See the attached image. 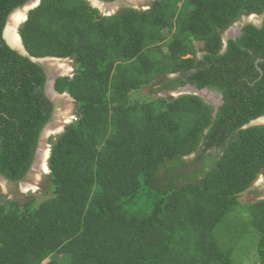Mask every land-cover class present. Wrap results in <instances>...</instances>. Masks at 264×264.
<instances>
[{"label":"trees","instance_id":"trees-1","mask_svg":"<svg viewBox=\"0 0 264 264\" xmlns=\"http://www.w3.org/2000/svg\"><path fill=\"white\" fill-rule=\"evenodd\" d=\"M28 1L0 0V176L16 185L55 110L46 66L3 37ZM251 15L264 0H154L111 16L41 0L20 36L34 58L74 59L55 89L78 120L51 140L50 197L0 202V264H244L230 245L242 230L264 264V199L239 201L264 175V125L247 127L264 117V20L224 43ZM187 84L223 95L216 116L199 96L132 97Z\"/></svg>","mask_w":264,"mask_h":264},{"label":"rangeland","instance_id":"rangeland-1","mask_svg":"<svg viewBox=\"0 0 264 264\" xmlns=\"http://www.w3.org/2000/svg\"><path fill=\"white\" fill-rule=\"evenodd\" d=\"M87 1L90 2L89 0ZM152 2H154V0H123L121 1V3L118 5V7L113 13H117L122 9L128 7L139 10H147L151 6ZM90 4L91 6H93L92 3ZM25 15L27 18V14ZM245 18H244L245 20H250L253 23L260 24L264 16H258L252 18L245 17ZM244 19L240 22H237L233 27H231L229 31H227L228 34L230 35L231 33L233 36L236 35L238 33L237 29L240 27L241 24L244 23L245 21ZM18 27L19 28L16 29H20L22 25L18 23ZM196 45L197 47H200L201 43H197ZM43 65L50 66L52 68L54 76H57L59 74L58 71L57 72L54 71L59 67L61 69L60 71L61 74H63L64 76L74 77V75L77 72V64L75 63L73 58L55 60L51 62L45 61ZM189 93L196 94L192 89L188 88L185 92L183 91L180 92V95H188ZM173 95L174 94L171 92L161 90L160 86H149L143 90L132 92L133 99L139 101L154 100L160 97L169 98L170 96L174 98ZM198 95L204 97L210 103L213 104L214 102L217 103L216 105L218 106L222 103V100L220 99L221 98L220 95H217L216 92L205 90L204 93ZM213 97H215L216 100L210 99ZM54 103H56L54 118L43 131L38 149L40 153H44L43 160L40 161V158H38L34 163V165L32 166L29 176L26 178L24 182L19 183L18 185L13 184L5 180V178H3L2 176H0L1 203L15 199L24 200L29 196H34L38 200H43L45 198L50 197L49 195L50 194L49 190H51L50 180L46 179V177L50 175V167L48 161L51 157V152H52L53 144L51 143V140H56L61 134H63V132L65 131V127L67 125H70L74 123L76 120H78V105L70 95L63 94L61 96H58L54 99ZM260 124L264 125V121ZM192 157L186 159L188 160ZM256 191H260V192L264 191V175L259 176V178L251 187V189H249L248 191L242 194L239 201L242 204H249V203H254L260 199H264V194L257 197L258 195L254 193ZM238 236L239 238H232L230 242V245H233L234 248H235L234 245L235 244L237 245L235 248L236 261L242 262L244 264H250L252 259L255 257L254 253L256 252V248L254 244L257 242V238L253 233L249 231L244 232L243 230L240 231ZM228 241L230 240L228 239ZM254 259H253V264H256Z\"/></svg>","mask_w":264,"mask_h":264},{"label":"water","instance_id":"water-1","mask_svg":"<svg viewBox=\"0 0 264 264\" xmlns=\"http://www.w3.org/2000/svg\"><path fill=\"white\" fill-rule=\"evenodd\" d=\"M90 1V3H92L93 4V6H94V8H97V9H99L100 10V12L101 13H103L104 15H106V16H111V15H114L115 13H113L115 10H116V8L118 7V5L121 3V1L120 0H118V1H114V2H105V1H102V0H89ZM30 3H27L25 6H23V7H21V8H19L20 10H27L28 9V12H29V10H31L32 8H34V7H36L37 5L39 6L40 5V2H38L34 7H30ZM18 9V10H19ZM17 11V10H16ZM16 11H14L10 16H9V18H8V21H7V24H6V27H5V29H4V33H3V35H4V39H5V41L8 43V45L12 48V49H14V50H16V51H18L21 55H23V56H25V57H29V58H31L32 59V61H34V62H36V63H40L41 65H43L44 64V62L45 61H53L54 59H57V58H53V57H48V58H34V57H32L28 52H27V50H26V48L24 47V45H23V42H22V40H20L21 41V45L20 46H13L8 40H7V38H6V31H7V29H8V27H9V25H10V20H11V17L15 14V12ZM252 17H256V15H252L250 18H252ZM245 18V17H244ZM246 19V18H245ZM244 19V20H245ZM246 21V22H245ZM244 21V23L243 24H241L240 25V27L237 29V34L236 35H232L231 33H230V35L228 34V32H226V36L224 37V43H225V48L227 47V45H228V40L229 39H236V38H238V37H240L241 35H242V29H243V26L244 25H246V24H249V23H252V24H254V25H256V26H258V27H261L262 26V22L260 23V24H257V23H253L252 21H250V20H245ZM16 28H18V25H17V27ZM16 30H18V29H16ZM229 31V30H228ZM224 48V49H225ZM61 69H60V67L58 68V75L57 76H54L53 77V79H51V80H49L48 81V83H47V85H46V94H47V96L49 97V99L50 100H52V101H54V99L56 98V97H58V96H61L56 90H55V84H56V80L59 78V77H63L64 75L63 74H61ZM186 87H188V86H185V88ZM51 90L50 92L48 91V90ZM182 89L183 88H180V90L179 91H177L176 93L175 92H173L174 93V95H176V94H180V92L182 91ZM194 90H196V91H198L197 89H196V87H194ZM198 92H200L201 93V91H198ZM177 96V95H176ZM264 121V117H261V118H259V119H257V120H254L250 125H248L247 127H250V126H254V125H262V124H260V123H262ZM43 156H44V153H40L39 151L37 152V157L38 158H40V161L41 160H43ZM47 158V157H46ZM5 180H7V179H5Z\"/></svg>","mask_w":264,"mask_h":264},{"label":"clouds","instance_id":"clouds-1","mask_svg":"<svg viewBox=\"0 0 264 264\" xmlns=\"http://www.w3.org/2000/svg\"><path fill=\"white\" fill-rule=\"evenodd\" d=\"M29 2V1H28ZM27 2V3H28ZM40 3H41V0L39 1ZM26 3V4H27ZM25 4V5H26ZM24 5V6H25ZM23 7V6H22ZM38 7V5L36 6V7H34V8H32L31 10H29L30 12L33 10V9H35V8H37ZM21 8V7H20ZM19 9V8H18ZM16 9L15 11L16 12H20L21 10L19 9ZM23 11V10H22ZM15 12V13H16ZM12 14V13H11ZM252 16V15H251ZM251 16H248V17H251ZM28 17L29 16H27V18L25 19V20H23L22 21V25L28 20ZM256 17H258V15H256ZM263 20H264V18H263ZM263 20L261 21L262 22V24H263ZM21 24V23H20ZM17 33H18V35L20 36V29L17 31ZM20 39L22 40V38H21V36H20ZM23 42V41H22ZM53 58H55V57H53ZM67 59H69V58H67ZM55 60H62L61 58H57V59H54L53 61H55ZM63 77H66V76H63ZM186 86H188V87H186L185 88V86L184 87H182L183 89H182V91L183 92H185L188 88H190V89H192L196 94H192V93H189L188 95H194V96H199V97H201L202 99H204V101L206 102V99L204 98V97H202V96H200V95H198V94H201V93H204L205 92V90H210V89H208V88H206V89H202V90H200V89H198L196 86H194V85H191V84H187ZM194 87H196V89L198 90V91H201V93L200 92H198V91H196V90H194ZM56 90V89H55ZM180 90V88L177 90V91H179ZM177 91H175V93L177 92ZM181 91V92H182ZM210 91H212V92H216L217 93V95H220V97H221V100H222V103L219 105L220 107L223 105V103H224V101H223V95L221 94V93H219L218 91H213V90H210ZM171 93H173V92H171ZM198 93V94H197ZM60 94V93H59ZM174 94V93H173ZM215 94V93H214ZM60 95H63V94H60ZM65 95H70V94H67V93H65ZM178 97H180V96H183V95H180V94H176ZM176 95H173L174 96V98H178ZM216 95V94H215ZM71 96V95H70ZM72 97V96H71ZM207 104H210V103H208V102H206ZM211 105V104H210ZM212 106H214L215 107V116L217 115V113H218V110H219V108H218V110H217V112H216V104L215 105H212ZM49 162V161H48ZM50 173H51V171H50ZM8 181V180H7ZM22 183V182H21Z\"/></svg>","mask_w":264,"mask_h":264},{"label":"bare ground","instance_id":"bare-ground-1","mask_svg":"<svg viewBox=\"0 0 264 264\" xmlns=\"http://www.w3.org/2000/svg\"><path fill=\"white\" fill-rule=\"evenodd\" d=\"M25 19H26V15L23 11L17 12L11 17L10 25L6 31V38L10 41V43L13 46L17 47V46L21 45V41H20L21 39L15 33L14 27L16 24L21 23ZM44 167H46V166H44Z\"/></svg>","mask_w":264,"mask_h":264},{"label":"flooded vegetation","instance_id":"flooded-vegetation-1","mask_svg":"<svg viewBox=\"0 0 264 264\" xmlns=\"http://www.w3.org/2000/svg\"><path fill=\"white\" fill-rule=\"evenodd\" d=\"M40 0H29V2L28 3H30L31 5H30V7L32 8V7H34L38 2H39ZM23 12L25 13V14H27V16H29V14H30V11L28 12V9L27 10H23ZM17 25L18 24H16L15 25V27H14V30H15V33L18 35V33H17V30H16V27H17ZM20 25H22V24H20ZM19 28V27H18ZM19 30V29H18ZM19 36V35H18ZM3 37H4V35H3ZM20 37V36H19ZM5 40V39H4ZM8 40V39H7ZM9 41V40H8ZM10 42V41H9ZM7 43V42H6ZM8 44V43H7ZM44 66H46V69L48 70V76H49V80H51V79H53V77H54V74H53V71H52V68L50 67V66H48V65H44ZM55 72H57L58 71V69H55L54 70ZM54 102V101H53ZM55 104V109H56V103H54ZM55 111V110H54ZM53 118H54V114H53Z\"/></svg>","mask_w":264,"mask_h":264},{"label":"crops","instance_id":"crops-1","mask_svg":"<svg viewBox=\"0 0 264 264\" xmlns=\"http://www.w3.org/2000/svg\"><path fill=\"white\" fill-rule=\"evenodd\" d=\"M213 95V94H212ZM215 96V95H214ZM216 97V96H215ZM215 97H213V98H210V99H213V100H216V98ZM221 99V98H220ZM206 102H208V103H210L209 101H207L206 100ZM211 105H215V104H217V103H215L214 102V104L213 103H210ZM220 106H218V105H216V112H217V110H218V108H219Z\"/></svg>","mask_w":264,"mask_h":264}]
</instances>
